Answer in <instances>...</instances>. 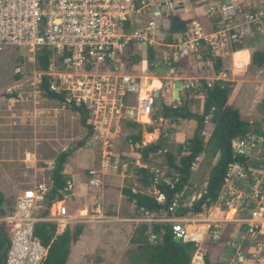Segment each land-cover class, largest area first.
I'll list each match as a JSON object with an SVG mask.
<instances>
[{
    "label": "built area",
    "instance_id": "built-area-1",
    "mask_svg": "<svg viewBox=\"0 0 264 264\" xmlns=\"http://www.w3.org/2000/svg\"><path fill=\"white\" fill-rule=\"evenodd\" d=\"M204 1V15L208 20L217 21V28L207 32L203 21L194 18L180 40L172 44L178 58L198 51L202 45H207L220 56L231 54L235 52L232 41L237 42L250 33V23L259 28L264 23V9L244 13L242 7L232 0ZM186 2L0 0V52H18V63L22 66L17 71L26 73L25 84L31 98L42 95L41 81L46 77L49 90L63 94L67 101L64 104L85 105L90 122L108 136L123 120L143 122L154 106V89L144 93L140 76L128 71L131 45L139 51L144 41L152 46L156 37L163 39L160 28L164 14L188 12L190 8ZM241 16L247 27L244 23L229 24ZM43 49L49 51V56L47 67L41 70L37 60ZM247 65L242 61L234 63L233 72L240 73ZM134 95V104L125 102ZM232 147L236 154L256 158L259 164L248 167L238 162L230 164L225 184L214 205L200 212L192 210L194 203L183 202L179 196L181 192L168 198L166 193L153 186L150 194L166 207L159 212H142L136 218L139 223L148 225L170 224L176 240L195 243L198 249L190 264H203L199 252L201 245L209 238L221 241L230 223H236L239 228L235 230L238 238L226 242L230 250L229 264H264V154H260L261 150L264 152V136L251 133L236 138ZM46 166L51 170L54 162L47 161ZM105 167L109 164L106 163ZM154 171L155 181L162 180L171 188L178 180V177L173 180L172 176L167 178L160 171ZM91 174V186L102 184L104 171L92 170ZM247 174L253 176L252 192L244 194L235 186L234 179ZM51 186L52 182L51 185L35 183L17 198L13 211L0 213V223L8 226L11 237L3 264H44L48 246L34 236L38 221L56 222L57 232L62 233L68 225L83 219L70 215L65 199L54 201L48 216L34 214L43 206ZM72 187L73 184L68 182L67 189ZM227 195L231 196L229 200H226ZM248 197L252 198V203H248ZM55 203L59 205L52 210ZM180 209L185 211L180 213ZM230 209L234 210L231 216L228 215ZM149 239L156 243L158 236L150 233Z\"/></svg>",
    "mask_w": 264,
    "mask_h": 264
},
{
    "label": "rangeland",
    "instance_id": "rangeland-1",
    "mask_svg": "<svg viewBox=\"0 0 264 264\" xmlns=\"http://www.w3.org/2000/svg\"><path fill=\"white\" fill-rule=\"evenodd\" d=\"M232 2L241 6L244 13L254 12L255 9H264V0H232ZM238 18L239 20L236 19L235 22L244 23L247 27L246 20L242 16ZM202 21H204L203 24L207 32L217 28V21L212 19ZM229 24L231 26L235 25L232 22H229ZM249 27L251 32L237 42L233 40L232 48L234 45L246 41L247 46L250 48V61L254 50L264 49V41L262 26L259 28L256 24L250 23ZM231 31H235L233 27ZM167 40L170 41V38L168 37ZM148 47L149 45L144 41L142 46L138 48L139 53H142V62L128 67L130 73L140 76L144 93L145 91L149 93L151 89L146 90L147 85L151 84L153 80H157L153 82L154 85L158 86L157 89H154L158 90L156 99L174 105V83L177 80H182V97L178 99L176 105L187 103L192 111L201 113L203 112L206 95L202 88V81L205 80L211 84L217 79H223L232 83L229 103L239 108L245 120L261 123L260 127L264 133V100H261L262 96L256 97L259 91L262 92V82L260 80H264V67L257 69L247 65V70L245 68L239 74L233 75L231 72L233 67L231 54L227 56L224 53V57L222 56L223 67L226 68L227 73L226 75H223L224 73L219 75L215 70L213 60V55H217L216 52L207 45H202L198 51H193L188 56L183 57H188V63L184 68H169L170 58L166 61L167 66H162L166 68L164 72L156 69L152 72L147 62ZM156 50L157 54L163 57L162 50L171 56L173 48L163 45L157 47ZM208 50L211 55L207 53ZM18 56L17 51L0 52V147L8 146L10 154L17 160L14 163L7 162V166L0 163V168L4 166L0 171L1 183L6 186L10 192V197L13 198L16 195V192L13 193L15 185L25 187L31 184L28 183L31 182V179H26L21 174L25 168L32 169L29 173H33L34 169H37L36 178L38 182L44 181L50 185L51 170L47 168L45 161H55L60 152L68 148H74L73 155L67 160L68 172L66 175L69 178L71 177L76 184L80 181L86 183L87 191L90 195L96 196V199L87 204L69 195L70 193H65L63 199L66 200L70 215H85L87 212L81 211V208L86 205L90 209L88 214H93V207L96 206L97 202L102 201L105 214L110 216L108 221L114 222L85 224L81 237L78 241L73 242L67 264H132L129 255L130 250L133 248L131 237L140 224L136 218L141 214L136 212L131 203L122 196L121 190L125 185H132L135 189H141L135 169L142 165L158 170L162 176L169 178L168 175L171 170L166 164L164 151L151 154L147 162L142 161L137 148H133L127 141V136L131 133V130L126 127V120L120 122L109 136L106 132H101L95 128V125L89 120L88 123L93 125L95 131L94 134L89 135L88 129L81 124L80 115L70 109L67 104L37 97V105L42 106L43 112L27 110L29 95L27 92L28 86L25 84L26 73L17 71V68L22 66L18 63ZM183 58L177 59L176 62ZM16 75H19V78H16ZM10 93H15L17 96L9 98L7 94ZM255 98L258 102H254L253 99ZM125 102L134 104L135 96L134 98L128 97ZM160 116L161 112L154 102L153 113L145 123L138 126V129H141L143 133L142 140L155 142L162 136L166 141L167 148L179 158L183 154L188 140L192 137L195 127L191 124V120L181 119L179 122H174ZM148 127L154 128L151 134L147 133ZM212 130L213 124L208 118L204 133L206 139L209 138ZM4 137L9 138V141L2 140ZM123 149L131 151V156L122 153ZM0 151H2L1 148ZM26 151L36 153L38 157L36 168L27 167L23 160L18 161L25 158ZM260 154L263 155L264 152L261 150ZM215 161L216 158L204 154L196 160L192 175L179 194L183 202L189 205L199 199L198 195L204 191L210 169ZM256 161L259 163V160L256 159ZM105 163L109 164V168L116 166L112 170L114 175L106 176L102 186L92 188L88 185V181L92 177L91 171L106 169ZM5 167L9 169L7 170ZM234 180L235 186L242 190L244 194L252 192L253 176L251 174ZM143 191L150 194L152 188L143 189ZM230 198L231 196L227 195L226 200ZM226 200L222 203H225ZM248 203H252V198L248 197ZM57 205L59 204L55 203L52 210ZM226 206L224 204V207ZM44 208V205L37 208L34 214L41 215L40 213ZM230 210L234 212L233 209ZM189 215H192V213H189ZM80 221H74L71 225L84 224ZM233 225L230 227L229 232L233 231L234 227L239 228L236 223ZM204 249V252H207L210 258L214 259L213 261L218 262V251L221 252L222 249L224 253L226 252V239L216 243L209 238L206 240Z\"/></svg>",
    "mask_w": 264,
    "mask_h": 264
},
{
    "label": "trees",
    "instance_id": "trees-1",
    "mask_svg": "<svg viewBox=\"0 0 264 264\" xmlns=\"http://www.w3.org/2000/svg\"><path fill=\"white\" fill-rule=\"evenodd\" d=\"M196 18L195 14H177L173 15L170 20V32L183 33L187 30L189 23ZM243 44L234 45L233 49L238 50L243 48ZM137 47L131 45L129 65L139 64L142 62V57ZM132 52H135L132 54ZM210 54V51H207ZM147 62L149 66H154L156 63L155 50L148 47ZM211 55V54H210ZM49 51L43 49L37 60V66L43 70L47 67V59ZM223 57L220 55H213L214 67L217 73L227 72L223 67ZM188 63V57L180 61H170L169 68H184ZM250 67L261 69L264 67V49H256L251 54ZM19 78V75H16ZM202 88L206 92L203 112L192 111L187 103L180 105H171L162 101L160 112L164 119H169L174 122H179L181 119H194L197 123L192 137L188 140L183 154L177 158L174 153L167 149L165 139L160 136L155 142L141 145L142 130L138 129L140 126L136 122L127 121L125 123L132 132L127 136L128 142L132 146L140 144L137 148L141 155V159L146 162L149 160L151 154H157L164 151L165 161L171 173L173 180L178 177L174 187L171 188L162 180L155 181L156 172L149 167L140 166L135 169L137 180L141 189H135L132 185H125L122 188L123 196L133 202L135 210L138 213L145 211L159 212L166 207V204L159 203L156 198L143 189H149L155 186L160 191L166 193L169 198L171 194L181 192L188 183L193 166L200 155L204 154L211 158H216L212 165L206 187L201 194V197L193 204L192 210L203 211L214 205L220 196L221 190L225 184L230 164L238 162L248 166H258L256 159L238 155L234 152L232 142L236 138L245 137L248 134L255 133L263 135L260 123H253L245 120L242 117L241 111L238 107L229 103V95L232 91V83L223 79H217L209 85L205 80L202 81ZM48 80L42 77L41 93L49 100L58 101L60 103L67 102L63 94H59L49 90ZM9 98L17 96L15 93L7 94ZM68 107L80 115L81 124L88 129V134L95 133L93 125L88 123L89 111L85 105H75L68 103ZM209 118L213 124V130L208 139L205 137L206 121ZM152 127H148V131H152ZM74 148H68L58 154L55 158L54 168L51 169L52 186L43 201L44 210L40 216H48L50 208L59 195V199L64 198L65 193H69L67 189L70 178L64 173V165L68 157L72 155ZM2 209L4 213H10L14 210L12 201L3 197ZM185 209H180L183 213ZM245 227H242L244 229ZM83 226L82 225H68L67 228L60 234H57V223L53 221H38L34 226V236L40 242L48 246V253L44 264H67L71 252V245L77 241ZM150 233L158 236V241L153 243L150 241ZM10 233L9 228L5 223H0V250L9 251L10 247ZM131 244L133 248L130 250V260L132 264H190L195 251L198 246L193 242L178 241L174 238L172 227L170 224L140 223L131 237ZM3 257L0 255V262ZM203 264H221L213 262L208 254L203 256Z\"/></svg>",
    "mask_w": 264,
    "mask_h": 264
},
{
    "label": "crops",
    "instance_id": "crops-1",
    "mask_svg": "<svg viewBox=\"0 0 264 264\" xmlns=\"http://www.w3.org/2000/svg\"><path fill=\"white\" fill-rule=\"evenodd\" d=\"M184 1H188L186 4H188L189 3V7L188 8H190L189 9V11L188 12H185V13H182V14H195L196 15V17H198L199 19H201V20H207L208 21V19L206 18V16L204 15L205 14V1L204 0H184ZM207 1H212V0H207ZM173 15H176V14H173V13H171V12H166L165 14H164V19L162 20V27L160 28V31H161V33L164 35V37H162L163 39H161L160 37H156V40H155V43L152 45V46H149V47H152V48H154L155 49V54H156V63H155V67L156 66H158L159 64H158V61L159 60H162V61H164V66L166 67L167 66V63H166V61L168 60V59H170V61L172 60V61H176L177 59H180V58H178L176 55H175V47H173L172 46V44H174V42H177L178 40H180V38H181V36H182V34L184 33H175V34H172L171 32H170V20H171V17L173 16ZM204 22V21H203ZM233 23H235L236 24V22L234 21ZM262 28H263V30H262V38H263V41H264V25H262ZM168 37L170 38V41L172 40V42H170V41H168L167 39H168ZM174 41V42H173ZM242 44L244 45L243 46V48H241V49H238V50H235V52H233V53H231V60H232V62H233V65H234V63H235V60L236 59H238V58H236L237 57V55H238V52H243V51H247L248 52V54H249V56H248V62H247V64L249 65L250 64V61H249V59H250V51H249V47L247 46L248 44H247V42L246 41H244V42H242ZM163 45H166V47H171V48H173V51H172V53H171V56H169L168 55V53L166 52V51H161V54L163 53L164 54V56L163 57H160L159 56V54H157V50H156V48L157 47H160V46H163ZM261 48V47H260ZM141 55H142V53H141ZM229 55V54H228ZM227 55V56H228ZM224 57V56H223ZM235 58V59H234ZM154 66H152V67H154ZM247 68H248V66L246 67V70H247ZM172 69V68H171ZM165 70H166V68H165ZM231 72L233 73V75H236V74H239V73H235V72H233V67H232V70H231ZM222 73H224L223 75H226V73L227 72H222ZM219 75H221V73L219 74ZM260 82H262V86H261V88H262V92H260L259 91V93H257V96L256 97H258V96H262L261 98V100H264V80H260ZM183 83V82H182ZM183 86V85H182ZM236 88H237V85H236ZM155 91V90H154ZM158 91V90H157ZM28 92V91H27ZM28 95H29V93H28ZM135 96V95H134ZM29 97V100H28V103H27V110H30L31 109V111L32 112H43V110H42V106H40V105H37V103H38V100H37V97H42L43 99L45 98V99H48V98H46V97H44L43 95H41V96H34L33 98H31V96L29 95L28 96ZM12 98V97H11ZM40 98H39V100H40ZM253 100H255L254 102H258L257 101V99L255 98V99H253ZM162 101V100H161ZM166 103V102H165ZM174 104V103H173ZM177 104V103H176ZM176 104H174V105H176ZM68 106V105H67ZM158 108V110L160 111V106L159 107H157ZM153 111H154V106H153V108H152V110H151V113L149 114V116L143 121V122H136V123H138L139 125L140 124H143V123H145V121L150 117V115L153 113ZM39 113V114H40ZM35 115V114H34ZM36 116V115H35ZM161 118H163L162 117V115L160 116ZM164 119V118H163ZM186 120H191V124L196 128V125H197V123H196V121L194 120V119H186ZM127 121H130V120H126V122ZM132 122H135V121H132ZM252 122V121H251ZM262 124L260 123L259 124V126H261ZM153 128V127H152ZM154 131V128H153V130L152 131H147V133H149V134H151L152 132ZM113 132V131H112ZM111 132V133H112ZM132 132V131H131ZM111 135V134H110ZM109 136V135H108ZM142 137H143V133H142ZM143 139V138H142ZM2 140H4L5 142L8 140L9 141V138H6V137H4V138H2ZM128 141V140H127ZM150 143H153V142H151V141H147V140H142V142H141V145H147V144H150ZM130 144V143H129ZM131 145V144H130ZM132 146V145H131ZM133 148H138V147H140V144L138 143V144H136V146L134 147V146H132ZM1 149H2V151H0V163H3V165L4 166H7V162H15V161H17L16 160V158L14 159V157L10 154L11 152H10V149L8 148V146H3V147H0ZM168 149V148H167ZM74 153V152H73ZM73 153H72V155H73ZM122 153H124V154H126L127 156H131V151H129V150H125V149H123L122 150ZM138 154L140 155V153L138 152ZM25 158L24 159H19L18 161H21V160H23V161H25V163H26V166L28 167H30V168H32V167H34V168H36V163H37V161H38V157H37V155H36V153H33V152H30V151H26L25 152ZM72 155H70L69 157H71ZM68 157V158H69ZM140 157H141V155H140ZM142 160V159H141ZM47 161H53V162H55L54 160H46L45 161V163L47 162ZM143 161V160H142ZM147 162V161H146ZM106 164V163H105ZM104 164V165H105ZM4 166L3 167H1L0 168V171H1V169L2 168H4ZM142 166H146V167H148L147 165H142ZM104 167V166H103ZM140 167V166H139ZM6 168V167H5ZM12 168V167H11ZM116 168V166H111L110 168L109 167H107L106 169H102V170H98V171H104L105 172V174L103 175V179H102V184L104 183V180H105V177L106 176H112V175H114V174H112V170L113 169H115ZM150 168V167H149ZM7 170L9 169V168H6ZM13 169V168H12ZM30 170H32V169H30ZM29 169H23V171H22V175L24 176V178H26V179H31V182H28V183H31V184H28L27 186H25V187H22V186H20V185H15V188H14V192L13 193H15L16 192V195L15 196H13V198H11L10 197V192L8 191V189L6 188V186H4L2 183H1V178H0V193L3 195V197L4 198H6V199H9V200H11L12 201V205H14L15 204V202H16V200H17V198L20 196V195H22V193H23V191L24 190H26L27 188H29V187H31V186H33V185H35V183H40V182H38V180H37V178H36V176H37V169H34V171H33V173H29V171H30ZM105 170H108V172L107 171H105ZM154 170V169H153ZM67 172H68V169H67V162L65 163V165H64V173L65 174H67ZM33 176V177H32ZM72 180V181H71ZM42 182H44V181H42ZM50 182H52V180L50 181ZM69 182H71L72 184H73V187H72V189L70 190V194L69 195H71V196H74L75 198H78V199H80V200H82V201H84L85 203H87V204H89L90 202H91V200L92 201H95V199H96V196H93V195H90L89 194V192L87 191V188H86V183H84L83 181H80V183H78V184H76V183H74V180L70 177V181ZM46 183V182H45ZM102 184H100L99 186H102ZM50 185H51V183H50ZM88 185H90V183H89V181H88ZM91 186V185H90ZM99 186H95V187H99ZM92 188L94 187V186H91ZM73 188H75V189H73ZM152 188V187H151ZM151 188H149V189H151ZM122 192V191H121ZM13 193H11V195H13ZM122 196H123V194H122ZM124 197V196H123ZM125 198V197H124ZM57 200H62V199H59V198H57L56 197V199H55V201H57ZM129 201V200H128ZM130 202V201H129ZM65 203H66V200H65ZM131 203V206L133 207V208H135V205H134V203L133 202H130ZM67 205V204H66ZM68 208V207H67ZM89 208H88V206L86 205L84 208H81V211H86L87 213L85 214V215H74V216H77V217H81V218H83L80 222H84V224H82V226H83V229H82V232H81V234H80V236H79V238L81 237V235H82V233H83V231H84V226H85V224H87V223H91V222H96V223H99V222H107V223H110V222H114V221H108V217H110V216H108V215H106L105 214V209H104V204H103V202L102 201H99V202H97V204H96V206H94L93 207V211H94V213L93 214H88V212H89ZM231 211V210H230ZM229 211V212H230ZM68 212H69V210H68ZM105 219V220H104ZM234 223H230V224H228L227 225V227H226V232H225V234H224V236H223V239L222 240H224V239H226V242H227V240L228 239H231V238H238V236H236L237 234H238V232L237 231H235L236 230V227H234L233 229V231H230L229 232V229H230V227H232V226H234L233 225ZM244 227V226H243ZM57 228H58V226H57ZM57 234H60V233H58L57 232ZM79 238H78V240H79ZM77 240V241H78ZM214 242H218V241H214ZM220 242V241H219ZM74 243H72V245H73ZM205 244H206V242L204 243V244H202L201 245V247H200V254L202 255V256H204V254H208L207 252L205 253L204 252V246H205ZM72 245H71V250H72ZM226 247H227V249H228V251H227V249H226V252L224 253V251L221 249V252H219L218 251V262L219 263H221V264H229V257H230V255H229V252H230V250H229V248H228V246H227V244H226ZM70 254H71V252H70ZM209 255V254H208ZM70 257V256H69ZM210 257V256H209ZM211 259V258H210ZM212 261L214 260V259H211ZM68 262V261H67ZM213 262H215V261H213Z\"/></svg>",
    "mask_w": 264,
    "mask_h": 264
},
{
    "label": "water",
    "instance_id": "water-1",
    "mask_svg": "<svg viewBox=\"0 0 264 264\" xmlns=\"http://www.w3.org/2000/svg\"><path fill=\"white\" fill-rule=\"evenodd\" d=\"M158 64L159 65L156 66V67H150V71L153 72L156 69L157 71L164 72L165 68L162 67V66H164V61L159 60ZM182 85H183L182 80H177L174 83V92H173L174 104H176L178 102V99H180L182 97ZM153 96H154V99H155L156 106L157 107L161 106L162 101L160 99H156L158 97V91L157 90H155L153 92ZM56 197L59 198V195H57ZM1 206H2V200L0 198V213H3V209H2ZM0 254L3 257V259H4L5 258V254H6L5 250L1 249L0 250ZM0 264H3V260L0 262Z\"/></svg>",
    "mask_w": 264,
    "mask_h": 264
},
{
    "label": "bare ground",
    "instance_id": "bare-ground-1",
    "mask_svg": "<svg viewBox=\"0 0 264 264\" xmlns=\"http://www.w3.org/2000/svg\"><path fill=\"white\" fill-rule=\"evenodd\" d=\"M248 56H249V54H248L247 51L238 52V55L236 57L238 59L235 60V63H239V61H242L243 64H247V62H248ZM155 81H157V80H153V82H155ZM153 82L151 84L147 85L146 90H148V89H157L158 86L157 85H154ZM231 214H233V211H230L228 213L229 216Z\"/></svg>",
    "mask_w": 264,
    "mask_h": 264
}]
</instances>
